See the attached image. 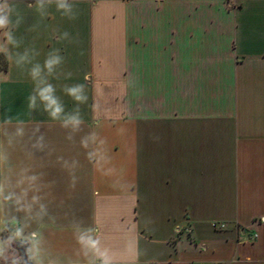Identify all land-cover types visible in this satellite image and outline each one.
<instances>
[{
	"label": "crops",
	"instance_id": "obj_1",
	"mask_svg": "<svg viewBox=\"0 0 264 264\" xmlns=\"http://www.w3.org/2000/svg\"><path fill=\"white\" fill-rule=\"evenodd\" d=\"M60 2L0 30V257L264 264V0ZM42 80L79 128L28 108Z\"/></svg>",
	"mask_w": 264,
	"mask_h": 264
},
{
	"label": "clouds",
	"instance_id": "obj_2",
	"mask_svg": "<svg viewBox=\"0 0 264 264\" xmlns=\"http://www.w3.org/2000/svg\"><path fill=\"white\" fill-rule=\"evenodd\" d=\"M43 6V0H36V7L39 9ZM58 9H68V5L61 0L57 5ZM13 9L8 3V0H0V30L10 29L11 27L19 26V19L12 23L11 15ZM6 42L13 46H18V42L15 39L13 32L11 30L3 32ZM66 35V34H65ZM5 49L3 46H0V52H4ZM21 61L27 60V53L20 57ZM61 57L50 55L48 59L44 62V68L47 69L49 75L52 74L53 68L55 65L59 64ZM41 68L37 64L31 70V76L33 80H36L40 76ZM42 85V86H41ZM83 85H77L71 88H66V93L76 102L85 103L87 101V96L83 94ZM55 88L52 84L47 83L46 81H40L35 89V95L30 96L28 108L35 109L37 107V98L43 104V110L47 113L49 118L53 121H61L63 127H67L69 124L72 125L74 129L79 128L83 123L82 118L80 117L79 110L77 109L75 114L65 115V109L63 103L55 95ZM3 193V188L0 187V195Z\"/></svg>",
	"mask_w": 264,
	"mask_h": 264
},
{
	"label": "rangeland",
	"instance_id": "obj_3",
	"mask_svg": "<svg viewBox=\"0 0 264 264\" xmlns=\"http://www.w3.org/2000/svg\"><path fill=\"white\" fill-rule=\"evenodd\" d=\"M6 250L0 257V264H28L26 244L23 241H12Z\"/></svg>",
	"mask_w": 264,
	"mask_h": 264
},
{
	"label": "built area",
	"instance_id": "obj_4",
	"mask_svg": "<svg viewBox=\"0 0 264 264\" xmlns=\"http://www.w3.org/2000/svg\"><path fill=\"white\" fill-rule=\"evenodd\" d=\"M214 227L217 228V229H224L225 228V225L224 224H214ZM188 228V226H184V227H179L177 228V231L176 233L177 234H180L182 232L183 229H186ZM255 238V235L251 238V239H254Z\"/></svg>",
	"mask_w": 264,
	"mask_h": 264
},
{
	"label": "trees",
	"instance_id": "obj_5",
	"mask_svg": "<svg viewBox=\"0 0 264 264\" xmlns=\"http://www.w3.org/2000/svg\"><path fill=\"white\" fill-rule=\"evenodd\" d=\"M1 65L3 66V68H7V62H5L4 59H1ZM28 258V257H27ZM28 264H32L29 260H28Z\"/></svg>",
	"mask_w": 264,
	"mask_h": 264
}]
</instances>
